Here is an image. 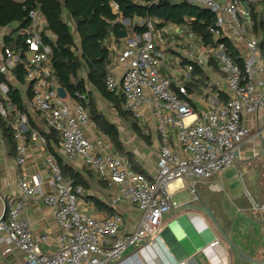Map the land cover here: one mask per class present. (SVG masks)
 Masks as SVG:
<instances>
[{"label": "built area", "instance_id": "built-area-1", "mask_svg": "<svg viewBox=\"0 0 264 264\" xmlns=\"http://www.w3.org/2000/svg\"><path fill=\"white\" fill-rule=\"evenodd\" d=\"M178 1L214 16V23L208 29L214 42H204L187 25L157 27L160 22L150 18L125 19L115 3L113 12L119 14L117 22L124 26L127 37L123 44L115 42L113 36L114 43L104 41L113 63L124 67L120 79L111 70L106 86L111 92L122 94L124 109L133 122L147 127L143 110L152 105L158 132L165 140L176 128L180 152L170 145L162 146L157 154L158 170L152 180L130 171L125 160L109 152L102 140L93 142L88 138L86 127L91 119L87 108L78 101L71 106L59 96L60 86L54 71L52 81L43 82L45 65L51 63V49L42 41L39 11L30 12L32 25L26 38L24 68L26 80L34 84L32 108L45 117L49 128L60 134L61 152L70 159H81L109 185H120L121 200L137 206L142 218L134 232L122 234V217L118 213L94 218L82 212L79 207L82 187L72 178L64 177L51 156L55 189L42 192V179L21 171L18 179L21 196L0 215V235L6 244L25 255L24 264H110L129 247L157 234L164 215L176 207L169 188L171 183L188 177L210 179L235 164L239 147L250 134L245 125L248 117L257 121L264 144L261 136L264 132V54L260 46L264 39V0ZM144 25L145 31L139 32L138 28ZM227 42L238 52L242 64L231 56ZM78 55H82L80 47ZM18 60L15 51L3 46L0 73L9 81L13 80ZM215 70L219 77L210 79L209 74ZM0 92L6 98L9 86L2 83ZM199 93L200 100L206 101L203 112L195 105L194 96ZM11 113L16 164L22 169L29 118L16 106L9 105L7 109L0 101V114L7 118ZM36 196L55 210L56 222L61 228L59 248L53 254L42 251L49 237L35 235L28 221L21 217L28 199ZM219 244L215 239L210 247ZM138 260V255L133 254L124 263L137 264Z\"/></svg>", "mask_w": 264, "mask_h": 264}, {"label": "crops", "instance_id": "crops-1", "mask_svg": "<svg viewBox=\"0 0 264 264\" xmlns=\"http://www.w3.org/2000/svg\"><path fill=\"white\" fill-rule=\"evenodd\" d=\"M39 24V30L43 32L47 27V20L42 14L39 15ZM72 27L78 49L81 47L80 38L75 27ZM7 29L10 30L9 33ZM12 31L13 28H0V54L5 36ZM112 36L107 39L109 42L124 43L123 39L119 37L116 39L115 36L113 37L116 40L113 41ZM175 37L179 38L178 35ZM45 66L47 67L43 70L42 80L44 83H50L54 71L53 66L52 63ZM123 68V65L117 62L111 67L119 79ZM216 74V70L213 74H209L210 79H217L219 75ZM83 78L86 80L87 74H83ZM10 82L12 86L20 89L25 106L22 112L29 118V133L26 141L25 165L19 169L16 164L17 151L15 152L7 145L0 129V215L5 213L10 204L16 202L21 196L18 184L21 171L29 175H38L42 179L40 187L42 192L49 193L55 189L50 164L51 156H53L64 177L69 178L68 173L70 172L79 174L82 182L80 186L83 189L79 200L82 212L94 218H104L109 214L118 213L122 217L120 233L134 232L142 218V213L137 206L121 200L120 185H109L102 179V181L99 180V186L102 187L100 190L94 180L97 173L88 169L90 166L85 165L81 159L66 157L60 150L61 142L57 145L54 139H47L45 136L49 135L50 128L45 117L32 108V98L28 96L34 84L27 80L25 85L19 86L14 79ZM86 90L88 93L92 92L98 109L110 123L118 128L120 141L126 153L133 156L134 162L131 163L126 154L117 151L109 137L101 132L92 120L86 127L88 138L93 142L102 140L109 152L125 160L130 171L140 173L152 180L158 170L159 149L170 145L180 152L177 145L176 128L165 140L158 132L152 105H147L143 110L147 127L142 128L135 125L136 129L141 132L139 135L131 127L134 124L133 121L124 120L113 105L100 93L92 90L87 83ZM200 96V93L196 94L194 100L198 111L203 112L206 110V101L204 98L200 100ZM66 102L74 106L77 100L68 95ZM245 125L250 134L247 140L240 145L239 156L235 164L210 179L188 177L171 183L169 188L176 207L164 215L157 234L149 240L129 247L119 259L110 264H126L124 262L128 261L133 254L139 257L137 264H240L248 262L240 257L233 247L240 249L252 260H264V144L258 134L257 121L253 117H248ZM33 133H37V136L34 137ZM261 136L264 137V132ZM60 140H62L61 136ZM114 201L117 202L114 203ZM21 217L28 221L35 235L49 237L48 242L42 246L45 254H53L58 250L61 228L56 222L55 210L52 207L47 206L39 196H36L28 199ZM215 239L219 240V246L210 247ZM24 262L25 255L19 249L6 244L0 235V264H24Z\"/></svg>", "mask_w": 264, "mask_h": 264}, {"label": "trees", "instance_id": "trees-1", "mask_svg": "<svg viewBox=\"0 0 264 264\" xmlns=\"http://www.w3.org/2000/svg\"><path fill=\"white\" fill-rule=\"evenodd\" d=\"M113 3L119 6V14L125 19L133 21L135 18H150L160 22L157 27L168 24L187 25L204 42H214L208 30L214 23V16L178 0H0V28H13V31L5 36L4 46L19 55L12 76L18 86L25 85L24 62L28 50L26 38L32 25L30 12L37 10L46 18L47 27L41 36L43 43L51 49V63L57 84L66 90L70 98L76 99L89 110L90 119L97 128L109 137L117 151L126 154L133 163V156L126 153L120 141L118 128L110 123L98 109L92 92L88 93L86 90L87 83L92 87V90L100 93L104 99L111 103L124 120L133 121L130 113L123 107L122 94L111 92L106 86V79L111 73L113 60L104 41L111 35L118 39L119 32L124 28L117 22L119 14L113 12ZM72 26L75 27L80 38L81 56L78 55ZM145 29L144 25L139 27L138 31L143 32ZM227 44L231 56L242 64L238 52L232 48L230 42ZM260 46L264 54V39L260 42ZM198 72L201 73V71ZM83 74H87L86 80L83 78ZM2 83L9 86V92L6 98L1 96L0 92V101L7 109L9 105H14L18 110L24 111L25 106L19 87L12 86L7 76L0 73V85ZM28 96L32 98L31 91L28 92ZM12 122L13 113L7 118L0 114V129L3 137L7 145L16 152ZM135 125L134 123L131 127L141 135ZM58 134L57 131L50 128L49 135L45 136L47 139H54V143L59 145L61 140ZM50 151L52 152V149ZM68 174L77 186L82 185L79 174L75 172Z\"/></svg>", "mask_w": 264, "mask_h": 264}, {"label": "water", "instance_id": "water-1", "mask_svg": "<svg viewBox=\"0 0 264 264\" xmlns=\"http://www.w3.org/2000/svg\"><path fill=\"white\" fill-rule=\"evenodd\" d=\"M119 39H124L127 37V32L125 30H121L118 34ZM57 92L59 94V96L62 99H66L68 94L66 92V90L63 87H58ZM264 224V223H263ZM233 249L238 252L239 256L242 257L243 259L248 260V262H250L251 264H264V260L262 261H254L252 259H250L248 256H246L240 249H238L237 247H233Z\"/></svg>", "mask_w": 264, "mask_h": 264}, {"label": "rangeland", "instance_id": "rangeland-1", "mask_svg": "<svg viewBox=\"0 0 264 264\" xmlns=\"http://www.w3.org/2000/svg\"><path fill=\"white\" fill-rule=\"evenodd\" d=\"M7 31H8V33H9V29H7ZM88 169H90L91 171H93L94 172V170L91 168V167H88ZM94 180H95V182L97 183V185H98V188L100 189V190H102V187L101 186H99V180H101L102 181V179H101V177L99 176V175H97L96 174V176L94 177ZM107 194H108V192H106ZM254 261H257V260H254ZM240 264H251L250 262H246V263H240Z\"/></svg>", "mask_w": 264, "mask_h": 264}]
</instances>
